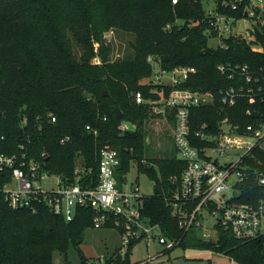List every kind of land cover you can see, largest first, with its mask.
Masks as SVG:
<instances>
[{
	"label": "trees",
	"instance_id": "trees-1",
	"mask_svg": "<svg viewBox=\"0 0 264 264\" xmlns=\"http://www.w3.org/2000/svg\"><path fill=\"white\" fill-rule=\"evenodd\" d=\"M223 1L216 0L215 12L236 20L246 18L249 0H243L235 11L224 8ZM206 4L205 0H178L177 4L173 0H0V152H25L29 160L39 162L68 185L76 182L80 164L84 170L80 183L96 187L100 151L109 143L121 155L120 181L135 162L156 182L154 194L144 197L141 212L151 224L160 225L164 235L181 240L182 248L209 249L241 264H264V235L240 241L220 231L216 242L203 241L195 231L184 235L165 199L175 193L171 178H179L186 163L176 157L174 147L165 158L151 162L145 158L148 150L142 125L150 115V104L138 105L135 94L157 102L171 91L167 86L142 83L154 75L152 61L162 72L196 69L183 87L215 95L210 105L192 110L194 146L206 145L195 137L196 132L216 134L224 119L242 130L259 119L264 121V104L250 105L246 98L232 108L222 104L220 91L237 87L242 79L229 80L218 71L221 64L248 65L264 80V52L253 50L254 43L244 37L219 35ZM110 30L134 37L131 55L111 60L112 46L105 37ZM218 37L221 45L210 47V38ZM72 39L82 46L80 57ZM97 54L101 64L92 61ZM248 110L253 113L247 114ZM168 117L173 124V116ZM123 121L136 124L137 131L121 136ZM64 138L69 141L62 144ZM243 166L235 200L264 211V186L259 185V176H264L262 142ZM94 217L92 209H78L72 222L44 205L36 211L14 210L0 193V264H53L55 250L66 252L71 243L80 247L85 230L95 226ZM137 242L125 257L115 254L105 264H140L131 259ZM83 264H87L85 259Z\"/></svg>",
	"mask_w": 264,
	"mask_h": 264
},
{
	"label": "built area",
	"instance_id": "built-area-1",
	"mask_svg": "<svg viewBox=\"0 0 264 264\" xmlns=\"http://www.w3.org/2000/svg\"><path fill=\"white\" fill-rule=\"evenodd\" d=\"M242 1L224 0L222 6L235 11ZM177 2L178 0H173V4ZM245 12L248 14L245 19L249 20L251 28L244 39L254 43L253 50L264 52V45L259 40H264V0H249ZM209 14L215 18L212 25L221 36L230 32V23L237 21L231 16L215 11ZM218 71L229 80L242 79L237 87L220 91L223 105L232 108L242 98H246L250 105L264 104L263 77L254 74L248 65L221 64ZM195 73L194 68H176L172 71L170 83H158L171 89L166 99L157 102L146 101L142 93L135 94L136 103L150 104L153 115L161 116L165 120H168L169 115L173 116V145L176 157L186 163V168L179 178H171L176 187L175 193L165 201L172 209L184 235L203 227L204 212L207 211L213 214L218 212V217L212 229H205L204 236L200 237L203 241L216 242L220 231L229 232L240 241L256 239L263 235V207L255 209L251 205L236 202L235 199L239 193L238 184L244 177L243 161L264 141V121L259 119V123L249 124L242 130L239 125L224 119L216 134L204 130L196 132L195 137L206 145L194 146L192 110L208 106L215 99L211 92L192 91L183 87ZM251 113L252 110L247 111V114ZM106 119L104 118L105 121ZM53 122H56V118H53ZM206 127L207 125L203 126ZM68 141L69 138L61 140L62 144ZM20 148L25 151L24 145ZM121 166L119 151L107 143L100 151L97 186H84L80 183L84 177L80 164L75 170L76 182L68 185L60 176L45 171L39 162L29 160L25 152L14 155L0 152V193L5 195L6 203L14 210L36 211L38 206L44 205L66 222L75 219L78 209H92L95 213V226L108 224L110 222L107 217L115 216L118 218L127 251L133 242L141 238H145L147 244L157 241L169 251L179 247L181 240L164 235L160 225L150 223L153 229L161 230L159 236L149 235V230L141 227V221L145 219L141 210L144 208L146 196H140L139 186L128 188L126 175H123V180L120 181L118 175ZM51 175L58 178V186L46 190L42 182ZM234 179L237 181L230 186L229 182ZM259 185L264 186V176H259Z\"/></svg>",
	"mask_w": 264,
	"mask_h": 264
},
{
	"label": "rangeland",
	"instance_id": "rangeland-1",
	"mask_svg": "<svg viewBox=\"0 0 264 264\" xmlns=\"http://www.w3.org/2000/svg\"><path fill=\"white\" fill-rule=\"evenodd\" d=\"M207 13L213 12L216 8V0H205ZM232 26L230 32H226L223 36L227 37L230 34L238 37L247 36L250 27L248 19L237 20ZM107 44L112 46L111 60L117 61L125 59V56L132 54L130 43L134 41V37L126 32L110 30L105 34ZM75 54L80 57L83 53L81 44L72 39ZM222 43L221 37L210 38L209 46L216 48ZM96 53H98L99 45H95ZM93 63L101 64L102 60L97 54L93 58ZM154 67V75L150 79L142 80L143 84L148 83H170L173 77L172 72L160 71L159 65L152 61ZM160 78V80H158ZM150 115L147 117L142 125L146 137L145 145L147 152L145 158L153 160L155 158H165L166 152L173 151V127L172 123L165 120L161 116H155L152 113V108H149ZM264 149V141L262 142ZM240 155L242 152H239ZM151 162V161H150ZM155 173H159L158 166L152 164ZM237 180L234 179L229 182L233 185ZM126 182L128 188L139 186L140 196H150L154 194L156 182L151 177L148 171L141 170L137 163H133L129 173L126 175ZM46 190L57 188L58 178L51 175L47 180L42 182ZM205 219L202 221L203 227H199L197 235L204 236L205 229H212L217 222L218 212L215 214L204 212ZM118 218L115 216L107 217L108 224L87 228L84 232V239L80 247L77 248L74 244H70L66 252L59 250L54 251L53 264H83L85 259L87 264H105L107 258L115 254L125 257L127 250L125 247V240L123 233L119 227ZM117 220V221H116ZM122 222L123 220L120 219ZM262 233L264 234V217L262 218ZM141 227L148 229L149 235H161L159 228L153 229L148 219H142ZM192 233V232H191ZM131 259L133 262H142L146 264H241L225 254L218 253L209 249L197 248H182L176 247L169 251L160 245L157 241L146 243L145 238H141L133 247L131 251Z\"/></svg>",
	"mask_w": 264,
	"mask_h": 264
},
{
	"label": "water",
	"instance_id": "water-1",
	"mask_svg": "<svg viewBox=\"0 0 264 264\" xmlns=\"http://www.w3.org/2000/svg\"><path fill=\"white\" fill-rule=\"evenodd\" d=\"M247 15V12H245V16ZM105 95H107V92H105ZM115 112L118 117L122 116V112L119 109H116ZM119 130L121 132V136H124L126 133H135L137 131V125L132 122L123 121L119 126Z\"/></svg>",
	"mask_w": 264,
	"mask_h": 264
},
{
	"label": "crops",
	"instance_id": "crops-1",
	"mask_svg": "<svg viewBox=\"0 0 264 264\" xmlns=\"http://www.w3.org/2000/svg\"><path fill=\"white\" fill-rule=\"evenodd\" d=\"M264 235V234H263ZM200 237V236H199Z\"/></svg>",
	"mask_w": 264,
	"mask_h": 264
}]
</instances>
